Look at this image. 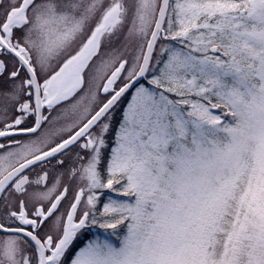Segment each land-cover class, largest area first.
<instances>
[{"label":"snow or ice","instance_id":"6c2138e0","mask_svg":"<svg viewBox=\"0 0 264 264\" xmlns=\"http://www.w3.org/2000/svg\"><path fill=\"white\" fill-rule=\"evenodd\" d=\"M0 264H264V0H0Z\"/></svg>","mask_w":264,"mask_h":264}]
</instances>
